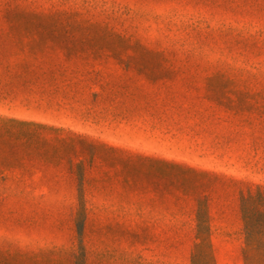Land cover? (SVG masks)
Returning <instances> with one entry per match:
<instances>
[{
  "label": "rangeland",
  "instance_id": "374dc122",
  "mask_svg": "<svg viewBox=\"0 0 264 264\" xmlns=\"http://www.w3.org/2000/svg\"><path fill=\"white\" fill-rule=\"evenodd\" d=\"M0 264H264V0H0Z\"/></svg>",
  "mask_w": 264,
  "mask_h": 264
}]
</instances>
